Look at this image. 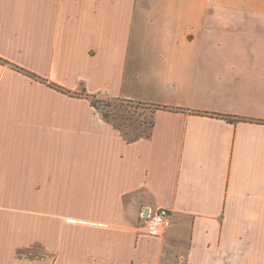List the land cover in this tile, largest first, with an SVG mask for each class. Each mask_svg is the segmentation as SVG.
Segmentation results:
<instances>
[{"label": "crops", "instance_id": "crops-1", "mask_svg": "<svg viewBox=\"0 0 264 264\" xmlns=\"http://www.w3.org/2000/svg\"><path fill=\"white\" fill-rule=\"evenodd\" d=\"M162 261L264 264V0H0V264Z\"/></svg>", "mask_w": 264, "mask_h": 264}, {"label": "trees", "instance_id": "trees-1", "mask_svg": "<svg viewBox=\"0 0 264 264\" xmlns=\"http://www.w3.org/2000/svg\"><path fill=\"white\" fill-rule=\"evenodd\" d=\"M52 87L63 91L56 86ZM92 99L93 97L91 98V104L96 107V109L100 107L103 108V111L100 112L103 119L111 124L114 129L119 131L127 143L135 142L141 138H149L154 125V113L157 110L167 109L163 106L118 99L108 100V102L95 105ZM111 101L116 102V104H113ZM132 108L142 109L146 111V114H142V116L139 115L141 118L139 116L134 118V112L129 110ZM120 109H123V112H120ZM209 116L218 117V115L215 114H209Z\"/></svg>", "mask_w": 264, "mask_h": 264}, {"label": "built area", "instance_id": "built-area-1", "mask_svg": "<svg viewBox=\"0 0 264 264\" xmlns=\"http://www.w3.org/2000/svg\"><path fill=\"white\" fill-rule=\"evenodd\" d=\"M142 228L150 236L162 237L171 226L169 211L165 208L154 207L141 213Z\"/></svg>", "mask_w": 264, "mask_h": 264}, {"label": "rangeland", "instance_id": "rangeland-1", "mask_svg": "<svg viewBox=\"0 0 264 264\" xmlns=\"http://www.w3.org/2000/svg\"><path fill=\"white\" fill-rule=\"evenodd\" d=\"M92 101L94 102L95 105L97 104H100L102 102H108L107 99H104L103 97H97L96 99H92ZM112 102V101H111ZM113 104H116V102H112ZM131 112H134L133 113V116L134 118L135 117H138L139 115L142 116V114H146V111H143L142 109H137V108H132V109H129ZM120 112H123V109H120L119 110ZM132 114V113H131ZM140 117V116H139ZM141 118V117H140ZM135 225L137 228H142V222H141V219L140 217H138L137 221L135 222ZM164 261H162L160 264H163Z\"/></svg>", "mask_w": 264, "mask_h": 264}, {"label": "water", "instance_id": "water-1", "mask_svg": "<svg viewBox=\"0 0 264 264\" xmlns=\"http://www.w3.org/2000/svg\"><path fill=\"white\" fill-rule=\"evenodd\" d=\"M99 111H100V112H102V111H103V108H102V107H100V108H99Z\"/></svg>", "mask_w": 264, "mask_h": 264}]
</instances>
